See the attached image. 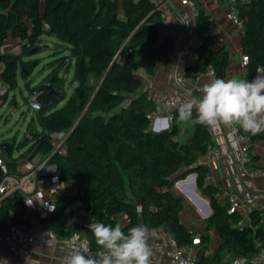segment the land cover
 <instances>
[{
	"label": "trees",
	"instance_id": "obj_1",
	"mask_svg": "<svg viewBox=\"0 0 264 264\" xmlns=\"http://www.w3.org/2000/svg\"><path fill=\"white\" fill-rule=\"evenodd\" d=\"M191 1L197 10L199 44L197 59L184 71L191 77L213 67L217 78L227 79L230 53L213 48V21L204 0ZM236 7L244 25L241 45L250 59L245 79L251 80L258 68H264V0L238 2ZM162 21V11L152 0H0V49L9 39L23 42L18 54L0 52L7 88L1 97L4 102L19 90L20 79L33 89L32 76L43 63L44 44L47 39L55 41L53 58L44 64L48 73L36 86L41 108L30 116L22 137L17 133L0 142V158L8 168L5 174L0 165V184L7 175L22 177L18 166L38 156L48 160L60 181L77 184L73 194L57 198L55 210L46 218L40 210L27 207L23 191L2 196L0 233L11 226L47 229L59 240L78 233L97 253L103 249L87 228L90 222L120 224L125 232L145 225L168 230L180 245H190L200 236L198 264H231L238 257L256 256L264 247V211L252 209L250 223L238 227L242 217L230 214L220 200L224 190L207 181L210 170L200 161L208 147L216 145L208 125L193 122L185 141L178 139L176 124L161 132L152 129L149 116L154 106L146 98L139 72L154 77L171 61V40L161 30ZM71 73L74 89L68 96L66 76ZM51 80L62 93L43 87ZM10 105L18 107L15 97ZM195 118L193 111L192 121ZM240 132L250 139L246 165L262 168L253 147L264 141V132ZM61 133L66 134L65 154L55 152L52 138ZM193 173L199 194L212 209L205 233L192 230L182 220L186 201L175 189L179 179ZM80 212L89 216L87 224L72 225ZM122 216L128 217L126 224ZM211 230L220 244L207 254Z\"/></svg>",
	"mask_w": 264,
	"mask_h": 264
},
{
	"label": "crops",
	"instance_id": "obj_2",
	"mask_svg": "<svg viewBox=\"0 0 264 264\" xmlns=\"http://www.w3.org/2000/svg\"><path fill=\"white\" fill-rule=\"evenodd\" d=\"M155 2L163 14H165L170 26L161 29L165 36L171 40L172 51L171 61L167 66L161 67L151 82L154 87L163 92L169 93L178 100H186L189 97H199V88L203 82L209 79L207 69L193 73L191 77L183 80V71L194 64L196 28L195 17L192 7L183 0H152ZM207 13L213 21V48L216 50L227 49L230 53L227 79H245L246 69L242 66L245 54L241 45L244 29L237 27L227 16L228 0H204ZM53 39H47L48 42ZM22 42L20 40L9 39L5 42L3 49L6 53H20ZM176 77L182 78V86L176 83ZM146 98L148 99L147 95ZM176 124L179 128V140H187L193 131L194 123L190 121H180L178 115L173 122L167 120L159 121L153 126V131L169 129ZM213 141L222 152L221 158L211 163L209 168V183L221 190H230L240 198L251 200L249 211L260 209L264 211V177H255L250 174L251 166H247L241 160V154L233 142V135L228 126H209ZM250 145V144H249ZM254 153L260 156L259 165L264 168V141H257L253 147ZM254 168V167H253ZM54 175L38 180V187L30 191L25 197L26 205L29 209H43L55 205L59 196L73 194L77 184L75 182H63L61 189L57 193L48 190V183ZM175 189L186 201V208L181 214L182 220L192 230L198 233H205L206 219L209 209L205 198L199 195L197 188V178L194 180L190 175L184 182L176 183ZM31 202L30 204L27 202ZM207 208V212L205 211ZM212 214V213H211ZM89 216L85 213L73 219L72 225L87 224ZM121 222H128L127 216L121 217ZM146 227L145 225H142ZM147 228V227H146ZM149 232V246L152 250H162L163 254L156 261L150 264H171L169 256L170 243L167 238L168 230H152ZM211 238L210 250L214 251L220 244V238L213 231H208ZM73 249L69 248L64 240H58L55 244L43 246L35 245L29 254L16 255L8 248L0 245V260H6L7 264H64V257L69 255Z\"/></svg>",
	"mask_w": 264,
	"mask_h": 264
},
{
	"label": "built area",
	"instance_id": "obj_3",
	"mask_svg": "<svg viewBox=\"0 0 264 264\" xmlns=\"http://www.w3.org/2000/svg\"><path fill=\"white\" fill-rule=\"evenodd\" d=\"M183 1L190 4L193 10L194 17H196L197 10L194 3L191 0ZM247 1L249 0H228L227 16L240 29H244V25L242 20L240 19L236 4L238 2ZM162 18L163 21L160 27L161 29H166L170 26V23L163 13ZM195 28L197 29L196 23ZM198 44L199 38L196 35L195 51ZM3 47L0 49V52L5 51ZM196 59L197 53L195 52L194 60ZM249 61V56L244 54L242 66L246 68ZM3 67V62H0V98L7 91V88L2 79ZM258 69L264 68L260 67ZM207 72L209 79L212 76L217 77L216 71L213 67H209L207 69ZM139 75L145 81L144 93L147 95L148 100L152 102L154 106V109L149 116L152 127L156 126L159 121H163L165 119L168 123L173 122L175 119V113L178 111L179 107L185 100H178L175 97L171 96L169 93L156 89L151 82V77L144 70H141L139 72ZM182 78L183 80H186L187 78L185 71H183L182 73ZM39 95L40 90L36 88V86H34L30 91L26 101L29 112L34 113L41 108L38 100ZM229 129L233 135V142L241 154V160L246 164V161L248 160L247 150L250 144V139L240 132L238 126L229 127ZM52 138L56 147L55 152L59 151L60 153L65 154L66 148L64 146V141L66 139V134H53ZM221 156L222 152L220 148L216 145H210L200 163L209 167L211 163L218 161ZM0 165L3 169V172L5 174H8V168L2 158H0ZM53 170L54 167L48 165V160L39 156L35 160H27L25 162H22L18 166V171L23 174V176L19 177L18 175H7L0 184V201L2 196L7 195L13 190H21L26 195L30 193V191L36 190L38 187V180L40 178L47 177V175H53ZM250 174L255 177H264V168H252L250 170ZM209 179L210 175H208L207 181H209ZM62 184L63 182L60 181L56 176H54L48 183V190L51 193H57L61 189ZM220 200L228 205V211L230 214H238L242 217V219L237 224L238 227H242L250 223L249 213L251 211H249V204L252 202L251 200L242 199L236 193L230 190H224L220 194ZM49 208L50 207L40 209L42 218H46L49 216ZM167 238L170 243L169 256L171 259V264H198L200 250L202 247L200 236L195 237L192 244L190 245H180L176 238L170 232L167 234ZM58 240L59 239L56 237V235L52 231L47 229H37L31 231L18 226H11L0 233V245L5 246L16 255L29 254L32 247L35 245L43 246L46 244H55ZM64 242L69 248L72 249L83 251L86 248L87 254L91 256H100L104 252V250H101L97 253L93 252L91 250L89 241L87 239H83L78 233H75L69 239L64 240ZM152 253L153 255L151 257V261L156 262L163 254V251L160 249L152 250ZM231 264H264V247L256 256L252 258L238 257L233 259Z\"/></svg>",
	"mask_w": 264,
	"mask_h": 264
},
{
	"label": "clouds",
	"instance_id": "obj_4",
	"mask_svg": "<svg viewBox=\"0 0 264 264\" xmlns=\"http://www.w3.org/2000/svg\"><path fill=\"white\" fill-rule=\"evenodd\" d=\"M175 79L182 86V78ZM199 92V97H189L179 107L180 121L193 120L195 111L194 123L238 126L252 135L264 132V69H257L251 80L212 76L201 84ZM54 210L55 205H52L49 211ZM87 228L104 250L103 254L91 256L86 248L83 251L73 249L64 257V264H150L153 253L146 227L137 225L125 232L120 224L113 226L95 221ZM0 264H7V261L0 260Z\"/></svg>",
	"mask_w": 264,
	"mask_h": 264
},
{
	"label": "rangeland",
	"instance_id": "obj_5",
	"mask_svg": "<svg viewBox=\"0 0 264 264\" xmlns=\"http://www.w3.org/2000/svg\"><path fill=\"white\" fill-rule=\"evenodd\" d=\"M45 46L47 48H45ZM54 46V40L53 42L51 41L44 44V50L40 54V56L44 58L43 63L36 69L32 76V78L35 79V81L33 82L34 86H37L40 82H42L43 78L48 73L47 70H44V64H46L53 58L52 50ZM71 78L72 73L66 76L67 82L65 84V89L68 96L71 95L74 89V87L70 84ZM29 93L30 90L26 87L25 82L20 79L19 90L10 93L9 100L7 103L0 98V142H3V140L5 139H10L14 137L17 133H19V136L22 137L25 130L27 129L28 123L30 121V116L32 115V113L29 112L28 105L25 101V98H28ZM14 97L18 102V107L10 105V101ZM23 114H27V118H25ZM205 199L208 201L207 198ZM205 211L207 212V208Z\"/></svg>",
	"mask_w": 264,
	"mask_h": 264
},
{
	"label": "water",
	"instance_id": "obj_6",
	"mask_svg": "<svg viewBox=\"0 0 264 264\" xmlns=\"http://www.w3.org/2000/svg\"><path fill=\"white\" fill-rule=\"evenodd\" d=\"M43 87L46 88V89L51 90V92H52V93H55V94H60V93H62V88L57 87V86L54 84L53 80H51L50 82L45 83V84L43 85ZM168 127H169V123L167 122L166 128H168ZM166 128H164V129L161 130V131L166 130ZM161 131H156V132H161ZM6 147H7V145H6ZM190 176H191L194 180H196V178H197V175H196L195 173L191 174ZM184 180H185V178H184V179H179V180L177 181V183H178V182L182 183V182H184ZM199 195H200V194H199ZM200 196H201V195H200ZM205 202H206V204H207V206H208V209H209V214H208V216H207V217L209 218V217L211 216L212 209H211V206H210L209 201L205 200ZM138 210H139V212L142 211V202H139V203H138Z\"/></svg>",
	"mask_w": 264,
	"mask_h": 264
}]
</instances>
